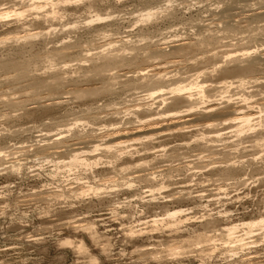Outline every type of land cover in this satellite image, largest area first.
<instances>
[{
	"label": "rangeland",
	"instance_id": "1",
	"mask_svg": "<svg viewBox=\"0 0 264 264\" xmlns=\"http://www.w3.org/2000/svg\"><path fill=\"white\" fill-rule=\"evenodd\" d=\"M32 1L0 0V4L22 9ZM118 1L111 2L113 5L101 4L92 10L85 3L73 1L65 6V12L47 21L34 13H28L23 19L13 16L0 21V62L10 55L19 60L44 58L30 77L11 82L4 80L6 70L0 68V264H258L264 259V229L258 228L248 232L241 227L236 240H243L236 243L234 251L225 246L223 237L210 256L193 242H186L184 250L176 257L163 249L166 244L177 245L185 238L198 240L210 229L209 234L219 238L220 226L242 224L264 216V142L238 137L235 127L223 123V119L216 126L193 121L185 126L183 133H168L157 136L152 142L132 143L118 159L107 154L105 145L96 152H92L96 143L82 145L79 151H87L86 157L102 158L99 166L88 170L63 168L57 174L53 172L55 163L38 159L43 154L35 155L47 139L46 143H52L57 138H72L76 132L87 139L97 136L100 140L97 143L104 142L114 128L138 125L140 117L148 114V107H152L155 117H163L162 122L166 123V112L177 107L171 106L170 100L165 105L159 97H145L143 94L147 92L143 88L127 90L123 85L128 81L121 80L112 86V91L86 100L64 94L70 98L59 105L29 109V103L36 97L60 95L45 90L33 96L29 87L36 80L34 78L51 81L60 75L69 80L68 84L94 83L102 87L101 79H86L84 75V70L93 65L90 58L101 50L95 47L118 40L115 36L119 35L125 39L134 38L129 46L137 44L139 47L161 44L177 36L195 38L198 26L214 18L211 10H224L229 0ZM249 3L259 8L264 0ZM153 10L159 12L158 17L150 22L142 21L143 15ZM96 13L102 14L106 21L95 20ZM89 18L94 21L91 23ZM260 19L251 21L250 25L237 21L224 25L215 20L216 25H221L217 28H220L222 41L214 51L235 56L252 49L255 53L248 60L264 55V17ZM108 22L115 23L114 30L118 29L97 35L94 28ZM40 27H51V33L46 38L18 39ZM233 28H237L234 35L230 34ZM65 44L70 47L66 57L70 60L68 67L61 60L50 62L46 59L51 51ZM146 60L137 58L132 68L146 65ZM212 70V64L185 59L181 66L168 68L167 71L172 72L167 74L165 85L168 86L163 89L169 92L172 86L201 82L208 96H194L199 109L215 103L222 108L229 103L244 105L247 98L255 105V111L264 110V83L253 79L264 77V63L247 79L252 81L242 87L226 85L224 75L219 71L210 74ZM8 100L22 105H9ZM139 104L142 107L136 110ZM74 153L59 154L56 161L69 162ZM13 163L23 166L21 173L12 170ZM231 163L235 165L230 166ZM229 167L233 175L225 173ZM152 174L157 175L155 182L146 180L145 176ZM88 180L106 188L100 198L94 194L84 197L75 194ZM162 183L167 187L156 189L153 194L151 190L161 187ZM153 197L156 201H151ZM181 208L187 209L189 216L197 221L180 230L161 225V229L150 234L155 228L152 221L155 217H165L167 211ZM203 218L205 221H200ZM204 223L215 226L206 229ZM131 229L138 230L141 235L130 238L127 234ZM67 238L75 243L82 240L86 250L80 252L75 245H64ZM157 251H162L163 256L155 259ZM91 257L98 258V262H92Z\"/></svg>",
	"mask_w": 264,
	"mask_h": 264
},
{
	"label": "bare ground",
	"instance_id": "2",
	"mask_svg": "<svg viewBox=\"0 0 264 264\" xmlns=\"http://www.w3.org/2000/svg\"><path fill=\"white\" fill-rule=\"evenodd\" d=\"M73 1L85 3L86 6L90 10H92V9H96L101 4L104 5L109 3L108 5H113L111 2L118 0H33L31 4H27L23 6L22 9H18V8L11 9L9 7H2L5 4L1 3L0 21L11 19L13 16H15L16 18L23 19V17L28 13H32V14L34 13L39 18H43L45 21H47L56 18L58 15H61L62 11L65 12L66 10L65 6L72 3ZM250 1L252 0H229L226 1L228 3L226 8L225 9L223 8L224 10L218 11L215 8L213 11L211 10L214 18L211 20L209 19L210 21H208L209 22L208 24H206L207 23L206 22L205 24H200L198 26L199 28L197 31L198 34L196 35L195 38L193 37L190 38L189 36L181 37L175 35L177 36L176 38L165 41L164 43L157 45L156 44L148 45L145 47L141 45V47H139L136 46L137 44L133 46H129L131 45L130 43L133 42L132 40L134 38H132V40L129 39L130 37H128V39H125L126 37L124 38L119 35V37L115 36V38H119L118 40L111 42L109 41L108 43L105 44L103 43L104 45L101 46H97V47L94 46L96 49L98 50L101 49V50L97 51V53H95V55H93L92 58H90L93 61V65L90 68L84 70L85 71L84 75L86 79H91V80L101 79L103 81L102 87H99L100 85L95 86L93 85L94 83L77 84V85L68 84L69 80L67 81V78L62 77L60 75H57L51 81L42 78H34L36 80L33 83H30V87H29L32 88L31 90H33L32 92L33 96H39L45 90H47L52 95H54L55 93H58L60 95L56 97V96H48L47 94L46 97H40V96L36 97L34 101L29 103L30 104L29 109H35L40 105L43 106H51L56 104L59 105L63 102L65 98L67 97L70 98V96H65L64 94H70L76 100H86L89 97L92 96L94 97L95 95H99L101 93L103 94V92L105 91H110V90L112 91L113 90L112 86L121 80L128 81L126 85L125 84L123 85L127 90L132 91L139 88H143V90L145 89L144 91L147 92L146 94H143L145 97L146 96L149 98L159 97L162 104L165 105H167L168 100H170V105L177 107L176 110H170L169 112H166L167 114L165 118H167L166 121H168L166 123L162 122L164 121L162 119L163 117H155L156 114H152V107H148L146 110L147 112L149 111L148 114L144 115L143 117H140L138 125L131 128H125V127L114 128L112 131L108 132V135L104 139V142L97 143L100 142V140L97 139L96 135H95L96 137H89L90 139H87V137H84L81 132H76L75 136H73L72 138H65V139L57 138L52 143H46L48 140L47 139L45 144L41 145L42 147L38 148V151L35 152V155L43 154L44 156L39 157L38 159H44L43 161H46L47 163H53V164L55 163V168L53 172L57 174L60 173L63 168H67V169L69 168L70 171L80 168H84L85 170H88L99 166L102 158L99 157L95 160H91V158L86 157L85 153L88 154L87 151H79L81 150V148H83L80 147L82 145L96 143L95 148L92 150V152L98 151L99 149H101L100 147L102 145H105L104 150L107 152V154H111L113 155V157L118 159L123 157V153H125V151L124 152L122 151L132 143L144 142V140H147L148 142H152L157 138V136L159 137V135L161 136L168 133L169 134L183 133L185 132V126L187 124L192 123L193 121H204L206 123V126H216L217 122L220 119H223L224 121L223 123L225 124L228 123L232 124V126L235 127V132L238 137L253 138L257 143L264 142V114H263L264 110L263 108H260L259 111H255V107H254L255 105L250 104L247 98L245 99L244 105L229 103L224 108H222L218 106L217 103H215L205 106L204 109H199L197 108V105H195L194 96L195 95L197 96L199 95L200 97L208 96L207 95L208 91L206 90V86L204 83L194 82L187 85H176L174 87L172 86L169 92L163 89V87L168 86L165 85L166 84L165 78L167 74L172 72V71H167L168 68L171 66L173 67L181 66L184 63L185 59L186 61L195 60L201 64L204 63L212 64L213 70L210 71V74L214 73L215 71L221 72V74L224 75V79H225L224 81L226 85L229 84L230 86H233L235 84H238L237 86L242 87L245 84L252 81L247 79L264 63V55L260 54L254 59L248 60L247 58H249L255 53V51H252V49H247L246 51H243L242 54L235 56L232 53H227V52L220 53L214 51L216 49V46L220 44L222 41L221 34H219L220 28H217L221 25H219L220 23L216 25L215 23L216 21L224 23V25L228 21H237L238 23L241 24L246 23L247 25H250L251 21L264 17V5L262 4L261 7L255 8L254 4L249 3ZM242 2H247V3L243 4ZM167 7H169L170 9V6H166V8ZM158 14L159 12H155L154 10L149 11L143 15L142 21L150 22L152 20H155V18L158 17ZM172 15L173 14H171L170 16ZM94 16H96L95 20L100 22L101 21L103 22L104 20L106 21L107 19L103 17L102 14L100 13H96ZM94 16H92L91 18H93ZM93 21L94 20L92 19L91 23ZM114 26H116L115 23L109 24L108 22L106 25H102V26L99 25L95 27L94 31L96 33L98 32L97 35L100 34L102 35L106 32L109 33L117 30L118 27L117 29L114 30ZM49 28L40 27L32 31L29 30V32H27L24 36L19 37L18 39L23 38L25 40H28L40 36H44V37L48 36L51 33V30ZM94 31L92 30V32ZM236 32H237V28H233L232 30H230V34L234 35ZM148 38L150 39L151 37ZM66 45L67 44H65V47L63 48L61 47V49L58 48L53 52L51 51V53L46 57V59L50 60V62L53 60H58V61L61 60L62 63H64V65L67 66L70 61V60L67 61L66 59V57H68L69 55L67 49H69L70 47ZM208 53L210 54L207 55ZM139 57H143L147 59L146 65L132 68V64L135 63L137 61V58ZM4 59L5 60L2 59L0 62V68L4 69V71L6 70L4 80L9 82L13 80H19L24 77H30L31 73L35 70L38 64L44 61V58L41 57H37V58L24 57L23 59L19 60L11 55ZM152 59H160V60L154 62V60ZM231 62H235V63L233 65H230ZM228 78H231V80L228 81ZM253 79L255 80L254 82L264 83L263 80L264 77H253ZM18 89L19 88H15V90ZM8 104L12 106L22 105L20 103H14L10 100H8ZM141 107L142 106L139 104V107L136 108V110H140ZM143 111L145 113V110ZM185 115H187V117H185ZM188 115H190L191 117H188ZM42 119L44 120V118ZM141 132H144V135H142L143 133ZM136 136L139 137L137 138ZM203 139H206V137H203ZM149 149L150 147H146V150ZM66 151L75 152L74 154L71 155L70 161L69 162L56 161L57 160L56 156ZM1 154L2 151L0 152V156ZM51 157L52 159H50ZM231 164L232 165L230 166L235 165V163H231ZM11 167L12 170L17 173H21L23 170V166L21 164L13 163ZM127 167L130 168V166ZM225 173L227 175H233L231 167H229V169H227ZM152 175L153 176H145L147 177L146 180L150 182H155V180H157V175L155 174ZM161 185L162 186L159 188H155V189L153 188L151 192H153L154 194L156 189L162 190L165 187H167L165 183H162ZM80 189L81 190L79 192H75V194L81 195L83 197L88 196L90 194H94L95 196L100 198L101 194L105 191L106 188L100 185L91 184V181L88 180L85 182V185ZM151 201H156V197H153ZM187 211H188L187 209H183V208L169 210L165 214V217L162 218L155 217L152 220L153 226L155 228L153 229L152 232H150V234L153 235L155 233L154 231L161 229L162 228L161 225L162 226L166 225L170 229L180 230L182 226L191 222H196L197 220L195 219V217L189 216V213ZM200 221H205V220L203 218V220ZM209 225L210 223L203 224V226L206 229L215 226V225H210V226ZM241 227H243V229L246 228L248 232L255 230V228L264 229V216H261V218L258 220L247 221L242 224H232V225L230 224V225L220 226V228L218 229L219 231H222V233L221 232L219 233L221 235V237L219 238H217L216 234L213 233L209 234V232L212 231L210 229L207 230L205 234H202L203 237L198 240L197 239L191 240L192 238L190 237L185 238L181 240L179 243H177V245L168 246L166 244L163 247V249L166 248L167 251L170 252V254L176 257L184 250L185 248L184 244L186 242H193L195 243V245H197L198 248L201 249L202 252L208 251L207 254L210 256L216 251L218 245L220 244V241H222L223 238H225V243H226L225 246H229L230 250L234 251L233 247L238 246L236 243L242 242L241 240H243V239L236 240V238H238L236 234ZM138 232L139 231L136 229H131L127 235L130 238H136L141 235V234L139 235ZM144 232L145 231H143L142 234ZM92 234L96 237L95 232H92ZM63 244L72 245V246L75 245L80 252L86 250V244L82 240L79 241L78 243H75L72 239L67 238L63 241ZM162 256H163L162 251H157L156 256L154 257L156 259V258H161ZM91 261L96 263L98 262V258L91 257ZM258 264H264V259L262 261H259Z\"/></svg>",
	"mask_w": 264,
	"mask_h": 264
}]
</instances>
